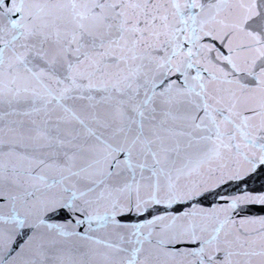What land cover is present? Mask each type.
Instances as JSON below:
<instances>
[{
  "label": "snow or ice",
  "instance_id": "obj_1",
  "mask_svg": "<svg viewBox=\"0 0 264 264\" xmlns=\"http://www.w3.org/2000/svg\"><path fill=\"white\" fill-rule=\"evenodd\" d=\"M0 264H264V0H0Z\"/></svg>",
  "mask_w": 264,
  "mask_h": 264
}]
</instances>
